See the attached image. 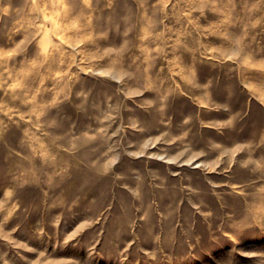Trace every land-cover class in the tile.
<instances>
[{
    "label": "rangeland",
    "instance_id": "obj_1",
    "mask_svg": "<svg viewBox=\"0 0 264 264\" xmlns=\"http://www.w3.org/2000/svg\"><path fill=\"white\" fill-rule=\"evenodd\" d=\"M0 264H264V0H0Z\"/></svg>",
    "mask_w": 264,
    "mask_h": 264
}]
</instances>
